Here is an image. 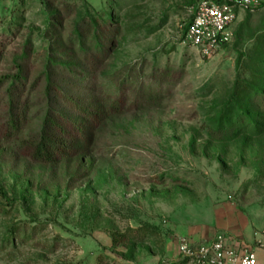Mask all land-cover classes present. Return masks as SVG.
Wrapping results in <instances>:
<instances>
[{"label":"rangeland","instance_id":"1","mask_svg":"<svg viewBox=\"0 0 264 264\" xmlns=\"http://www.w3.org/2000/svg\"><path fill=\"white\" fill-rule=\"evenodd\" d=\"M192 3L0 0V264H188L182 225L234 207L264 226V10L204 56ZM118 99L90 146L35 156L49 113L71 132L80 102Z\"/></svg>","mask_w":264,"mask_h":264},{"label":"built area","instance_id":"2","mask_svg":"<svg viewBox=\"0 0 264 264\" xmlns=\"http://www.w3.org/2000/svg\"><path fill=\"white\" fill-rule=\"evenodd\" d=\"M261 4L262 0H193L190 9L194 18L188 27L186 42L204 56L214 55L232 42L231 28L238 11ZM179 250L193 264H261L252 248L235 244L225 233L200 244L183 238Z\"/></svg>","mask_w":264,"mask_h":264},{"label":"trees","instance_id":"3","mask_svg":"<svg viewBox=\"0 0 264 264\" xmlns=\"http://www.w3.org/2000/svg\"><path fill=\"white\" fill-rule=\"evenodd\" d=\"M235 92L238 97H243L246 94L250 95L254 90L249 82L243 81L236 86ZM122 105L123 103L120 102V99L115 100L107 109L82 105L80 102V105L78 106H80L81 116L85 118V121H73V129L71 132L59 124L58 117L54 113H49L44 120L42 130L38 133V141L35 145L34 152L35 156L47 160L48 162H52L61 154L76 152L77 149L72 148L73 145L71 144L77 146L78 144L82 145L83 143L87 147L90 146L94 140L96 126L98 128L104 120L111 117V113L120 109ZM15 116L17 115L12 114V118L14 119H11V122H13L14 125L16 124L15 122L19 120V118H16ZM251 131L252 130H250V132ZM261 133L262 130L258 129L255 134ZM150 228V225L141 226L139 228H129L126 233L116 236L114 239L115 243L118 244L129 238L143 240L146 236L151 234Z\"/></svg>","mask_w":264,"mask_h":264},{"label":"crops","instance_id":"4","mask_svg":"<svg viewBox=\"0 0 264 264\" xmlns=\"http://www.w3.org/2000/svg\"><path fill=\"white\" fill-rule=\"evenodd\" d=\"M264 10V0L260 5ZM245 8L238 11V17L245 12ZM229 208V207H228ZM221 210L214 209L210 215L204 216L203 219L194 223L182 225L181 232L192 243H208L215 239L220 233L228 234V237L235 244L248 246L254 250L259 262L264 264V226H258L257 221L251 220L242 212H236L234 207ZM180 255V250L176 251ZM188 264H191L190 262Z\"/></svg>","mask_w":264,"mask_h":264}]
</instances>
